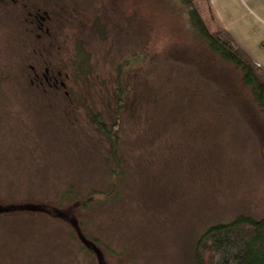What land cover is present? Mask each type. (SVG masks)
Returning a JSON list of instances; mask_svg holds the SVG:
<instances>
[{"label": "rangeland", "instance_id": "1", "mask_svg": "<svg viewBox=\"0 0 264 264\" xmlns=\"http://www.w3.org/2000/svg\"><path fill=\"white\" fill-rule=\"evenodd\" d=\"M196 6L214 29L207 3ZM76 45L89 58V105L107 119L114 66L139 59L124 72L117 195L85 210L71 201L107 191L113 161L75 98ZM2 209L0 264H95L79 251L77 219L113 252L85 240L99 264H195L207 226L264 217V107L169 0H0Z\"/></svg>", "mask_w": 264, "mask_h": 264}, {"label": "trees", "instance_id": "2", "mask_svg": "<svg viewBox=\"0 0 264 264\" xmlns=\"http://www.w3.org/2000/svg\"><path fill=\"white\" fill-rule=\"evenodd\" d=\"M169 1L179 8L188 27L205 42L207 48L222 61L232 64L239 71L240 80L244 86L249 88L253 100L260 107H264V67L256 63L223 27L218 26L211 30L196 6L197 0ZM198 1L207 3L208 0ZM137 58V53L126 56L114 66L115 75L111 81L114 109L112 107L110 110L114 117L107 119L101 110L94 111L89 105L90 102L95 103L96 101L95 98L93 101L87 98L90 95V88L86 85H93V80L89 82L90 78L87 77L90 69L89 58L81 45L75 47L74 57L70 63L71 79L72 82L84 87L77 90L75 98L81 106H84L88 122L108 140L109 157L113 161V168L109 171L110 186L107 191L101 192L93 189L85 197H75L71 201L72 205L78 203L82 210H85L93 200L104 201L108 197L117 195L116 186L121 174L118 155L119 124L122 122L124 100L129 89V85L124 79V72L126 68L139 61ZM54 87L58 88L59 86L54 85ZM97 95L100 97L99 93ZM85 102L89 103L85 106ZM70 197L72 199L71 191L62 193L55 208L63 210L65 201ZM38 206L46 205L40 203ZM0 213H4L0 214L1 216L10 213V211L2 209ZM77 227L81 236L92 246H96L104 254H113L96 235L82 226L80 219H77ZM85 240H81L79 243V251L93 256L94 263L99 264L95 251L86 245ZM192 256L195 264H264V217L256 219L249 215L238 214L229 221H219L207 226L198 235Z\"/></svg>", "mask_w": 264, "mask_h": 264}, {"label": "crops", "instance_id": "3", "mask_svg": "<svg viewBox=\"0 0 264 264\" xmlns=\"http://www.w3.org/2000/svg\"><path fill=\"white\" fill-rule=\"evenodd\" d=\"M207 7L214 27H223L264 67V0H208Z\"/></svg>", "mask_w": 264, "mask_h": 264}, {"label": "flooded vegetation", "instance_id": "4", "mask_svg": "<svg viewBox=\"0 0 264 264\" xmlns=\"http://www.w3.org/2000/svg\"><path fill=\"white\" fill-rule=\"evenodd\" d=\"M17 0H12V2H16ZM44 16L43 15H40V14H36V15H34L33 16V18H32V21H31V23L33 24V25H36V26H38L39 28H41L42 27V25H43V23H44V21L45 20H47V19H49L50 18V14H49V12H47V11H45L44 13ZM43 75L45 76V80H49V70H48V68H45V72L43 73ZM38 76V75H37ZM56 81H54V83H55ZM55 85V84H54Z\"/></svg>", "mask_w": 264, "mask_h": 264}]
</instances>
